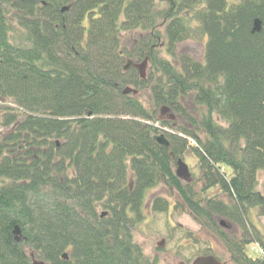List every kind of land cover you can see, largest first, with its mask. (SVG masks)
<instances>
[{
    "label": "trees",
    "instance_id": "obj_1",
    "mask_svg": "<svg viewBox=\"0 0 264 264\" xmlns=\"http://www.w3.org/2000/svg\"><path fill=\"white\" fill-rule=\"evenodd\" d=\"M190 19L207 38L201 61L177 54ZM128 58H148L146 80L122 72ZM127 87L149 91L151 104ZM0 104V264H32V253L50 264H159L134 232L162 185L232 264H264L248 253L264 251L250 212L264 218V0H0ZM163 107L178 120L161 121ZM160 121L171 149L153 139ZM188 151L202 192L227 200L202 202L177 179L171 154ZM169 205L157 198L151 210Z\"/></svg>",
    "mask_w": 264,
    "mask_h": 264
},
{
    "label": "rangeland",
    "instance_id": "obj_2",
    "mask_svg": "<svg viewBox=\"0 0 264 264\" xmlns=\"http://www.w3.org/2000/svg\"><path fill=\"white\" fill-rule=\"evenodd\" d=\"M165 9V8H164ZM188 24L194 30L192 31V38L183 42L178 46L177 54H186L195 61H201L204 58L205 44L207 38L200 35V30L195 21L189 20ZM88 27V23H84ZM164 30L161 33L164 34ZM138 37L133 35L129 38L123 39V45H128L134 48L133 41ZM160 57L169 60L170 63L177 65L174 58L169 57L166 53L165 47L160 48ZM134 60V59H133ZM137 63H140L136 61ZM147 71V78L151 72V65L149 63ZM137 97L143 102L145 106L151 104V95L149 91L139 92ZM3 104V103H2ZM0 104V107L3 105ZM11 106V105H8ZM13 107V106H11ZM178 120V119H177ZM223 126V124H222ZM1 125L0 118V132H5ZM194 143V142H193ZM192 143V144H193ZM183 162L186 163L192 174V183H190L198 199L202 202H207L209 199H216L225 201L227 196L221 193L220 189H212L206 193L202 192V184L200 183L201 171L199 168V161L191 152H187L183 157ZM176 168L174 169V173ZM222 172L230 175L231 171L222 167ZM259 190L264 193V171L260 174ZM184 184V183H183ZM160 198L166 200L170 205L169 211L166 213H154L152 210L149 212V208H152V204L155 199ZM177 195L175 191H171L166 185L158 186L148 191L145 201L144 220L135 227L134 241L142 248L146 258L158 259L159 264H182L190 263L196 255H201L207 249L215 250L216 256L222 261H228L229 255L221 243L213 241L204 230H201L197 223L190 215L183 213L177 203ZM146 207H148L146 209ZM257 210H251V219L253 224L264 233V218L259 217ZM250 228V227H249ZM161 240H166V247L158 251L157 244ZM249 248V254L252 256H258L256 252L251 251Z\"/></svg>",
    "mask_w": 264,
    "mask_h": 264
},
{
    "label": "water",
    "instance_id": "obj_3",
    "mask_svg": "<svg viewBox=\"0 0 264 264\" xmlns=\"http://www.w3.org/2000/svg\"><path fill=\"white\" fill-rule=\"evenodd\" d=\"M69 8H65L62 12L67 11ZM256 25V30H260V22L256 21L255 23ZM127 64L124 67V71L125 73L129 72L132 69H137V71L139 72L140 78L142 80H146V76H147V69H148V60L146 59L143 63L141 64H135L133 61L131 60H127ZM124 95L128 96V95H133L134 97L138 95V92L134 89H132L131 87H127L123 92ZM162 115L169 112V109L164 107L162 109ZM170 120H175L174 116H169ZM154 141L156 142V144L158 146H160L161 148L164 149H170L171 148V143L170 141L166 138L165 135H157L153 137ZM173 160L176 161L175 156L172 154L171 155ZM176 176L178 179L184 181V183H191L192 182V175L190 173L189 167L186 163L183 162V160L179 159L177 160V169H176ZM106 213H103V215L101 216L102 219L106 216ZM224 221H221V225L223 227H226V224H224ZM21 231L19 230V228H16L14 231V236H15V240L16 242H20L21 241V237L20 234ZM167 241L166 240H161L158 244H157V248L158 249H164L166 247ZM32 264H50L44 260H38L35 255L32 253L30 255ZM63 260H68L69 259V254H64L62 256ZM182 264H186V263H182ZM190 264H229V262H222L220 260H218L216 257L214 256H200L197 257L194 261H192Z\"/></svg>",
    "mask_w": 264,
    "mask_h": 264
},
{
    "label": "flooded vegetation",
    "instance_id": "obj_4",
    "mask_svg": "<svg viewBox=\"0 0 264 264\" xmlns=\"http://www.w3.org/2000/svg\"><path fill=\"white\" fill-rule=\"evenodd\" d=\"M148 207H146V209H147ZM149 212H151V208H149ZM221 222L219 221V223L218 224H220ZM226 224V227H223L225 230H228V231H230V230H234V232L235 231H237V230H239L238 229V227L237 226H234L233 224H228L227 222L225 223ZM221 225V224H220ZM200 227V226H199ZM200 229L202 230V228L200 227ZM158 251H161L160 249H157ZM228 262H229V264H232V262H230V260H228Z\"/></svg>",
    "mask_w": 264,
    "mask_h": 264
}]
</instances>
